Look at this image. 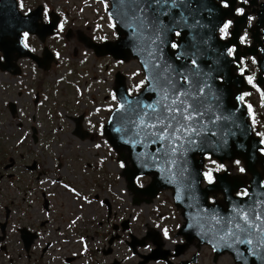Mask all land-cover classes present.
<instances>
[{
    "label": "flooded vegetation",
    "instance_id": "1",
    "mask_svg": "<svg viewBox=\"0 0 264 264\" xmlns=\"http://www.w3.org/2000/svg\"><path fill=\"white\" fill-rule=\"evenodd\" d=\"M193 2L194 28L202 32L197 43L206 49L208 35L215 30L218 41L226 46L238 84L232 90L245 107L253 136H260L264 128L255 116L263 120L259 111L264 93L257 81L258 59L264 53V0H226L228 8L223 7L225 0ZM109 8V0H0V126L8 115L17 130L29 131L32 149L41 143L38 129L45 123L38 115L44 114V120L49 117L47 123L53 125V113L44 107L40 88L61 64V50H70L69 40L76 43L74 54L78 48L96 62L107 60L102 69L112 87L104 97L109 105L105 123L118 104L113 99L117 75L124 78L126 91L134 94L121 69L131 61L99 56L87 45L116 40L115 27L111 26L112 36L102 37L96 23L105 15L109 25H115ZM241 8L244 15L237 14ZM165 12L166 5H161L160 15L164 17ZM229 20L232 25L225 37L219 29ZM176 32L172 44L182 36ZM85 79L82 84L87 89L95 77ZM89 99L93 111L99 108L100 100L90 94ZM86 117V112L70 116L73 135L78 124L90 136L87 130H93L94 124ZM25 139L26 134L17 142ZM21 152L17 146L10 155L0 152V264H264V231L253 228L243 237L251 238V245L233 243L234 238L227 235L229 230L236 231V223L245 226L243 202L251 190L252 175L262 176L264 184L263 172H241V161L206 171L211 159L205 157L200 186L189 182L175 197L172 189H164L150 199L143 193L150 176L138 178L132 187L121 171L119 185L110 187L112 176L102 173L97 164L83 171L89 175L88 182L80 186L77 176L62 174L61 158L47 164L34 152ZM101 190H108L110 196L101 198ZM72 205L78 211H70Z\"/></svg>",
    "mask_w": 264,
    "mask_h": 264
},
{
    "label": "water",
    "instance_id": "2",
    "mask_svg": "<svg viewBox=\"0 0 264 264\" xmlns=\"http://www.w3.org/2000/svg\"><path fill=\"white\" fill-rule=\"evenodd\" d=\"M109 2L111 7L107 13L116 25L117 40L87 45L99 56L109 55L122 61L136 60L146 83L140 92L129 96L124 78L117 75L114 91L118 107L112 111L103 127L107 142L118 154V161L128 160L129 164L126 162L123 172L129 186H134L137 177L151 175L152 181L147 186V193L151 197L164 188H172L176 192L178 188L186 187L188 181L198 187L205 155L219 163L241 159L246 172L261 170L264 175V154L259 152L264 148L261 140L252 135L245 108L232 90L233 86L238 89V84L232 75L233 68L227 57V48L218 41L214 30L208 35L206 49H201L197 41L202 32L196 31L193 24V0H177L175 6L166 5L164 17L159 13L161 5H154L153 9L140 13L137 11L140 0ZM175 31L182 36L176 50H173ZM232 34L235 39L238 32ZM258 68L260 77L257 84L264 92V53L258 59ZM157 73L160 74L159 80L153 79ZM169 77L175 90L163 83ZM165 88L168 95L166 103L180 96V99L198 107L203 115H197L193 121L186 122L190 128H195V132L177 133L179 140L151 143L152 137H146L143 131L139 136L136 135L140 130L137 126L140 125L143 111L150 110L141 108L137 114L136 111H129L128 105L124 108H120V105L124 96L130 100H140L143 104L155 103L165 95ZM181 93H187V96ZM143 119L145 123L154 122L148 117ZM118 128L121 131H116ZM74 135L80 139L87 137L78 124ZM189 137L195 139L196 143L189 145ZM173 147L177 149L175 152L172 151ZM244 209L247 212L244 216L253 220L257 226H264V190L258 174L253 175L250 197L244 203ZM257 216L259 219H256ZM215 225L216 222L213 223Z\"/></svg>",
    "mask_w": 264,
    "mask_h": 264
},
{
    "label": "rangeland",
    "instance_id": "3",
    "mask_svg": "<svg viewBox=\"0 0 264 264\" xmlns=\"http://www.w3.org/2000/svg\"><path fill=\"white\" fill-rule=\"evenodd\" d=\"M96 23L102 31V37L113 35L107 16L104 15L97 19ZM69 44L70 50L67 53L65 50H61L60 58L62 62L55 67L51 77L47 80L48 84L40 88L44 103H46L44 107L50 108V113H53L52 127L50 123H47L49 117L44 120V114L38 115V119L41 118V121L45 123L39 125L38 134L41 138L39 141L41 143L37 145V150H34L28 136L29 131L27 129V131L17 130L15 123L9 120L8 115H5L0 126V152L6 153V156L10 155L17 146V150L22 151L21 153L26 151L34 152L36 157L47 164L61 158L63 164L62 174L65 176H77L80 186L88 182L89 175L83 171L92 170L94 166L96 167L99 166L97 164H100V171L111 175L113 178L114 184L110 180V187H117L118 183H120L119 177L123 168L120 167L121 163L118 162L116 153L108 145L100 129L105 123L109 107L104 97L106 93L110 92L112 87V83L108 80L109 74L102 69L107 60L96 62L89 58L88 54H80V49L78 48H76L77 53L74 54L75 49L73 48L76 47V43H71V40H69ZM121 69L128 76L130 88H138L137 85H141L143 74L136 61L125 63ZM87 75L95 77L94 80H90L89 85V88L93 89H86L82 84L86 81L85 77ZM36 77L35 81H38L39 77ZM80 78L83 81H79L78 79ZM3 84L7 83L3 82ZM85 86L87 87V84ZM89 94L96 100H100L99 108L95 111L92 110L94 105L90 104ZM263 102L264 95L260 99L261 111H259L264 118ZM85 107L88 108L85 109ZM81 112H86V121L94 124L93 130H87L90 133L88 139L84 137L83 140L72 134L74 123L72 124L70 121V116H76L77 113ZM57 119L59 120L57 121ZM58 126H61V128H58ZM25 134L27 139L23 140V142H17ZM74 161H77V165L74 164ZM216 165L215 161H211L207 163L205 169L206 171H211ZM110 193L113 192L110 190ZM99 194L101 198L110 196L108 190H101ZM73 210L78 211L76 205L70 206V211ZM90 211L91 208L87 207L86 213H90Z\"/></svg>",
    "mask_w": 264,
    "mask_h": 264
},
{
    "label": "snow or ice",
    "instance_id": "4",
    "mask_svg": "<svg viewBox=\"0 0 264 264\" xmlns=\"http://www.w3.org/2000/svg\"><path fill=\"white\" fill-rule=\"evenodd\" d=\"M247 2V0H245ZM171 4L175 6L177 4V0H140V3L137 4V11L140 13H145L148 10L153 9L154 5H168ZM223 7L228 8L229 4L226 2H223ZM135 14V13H134ZM237 14L244 15V10L238 9ZM142 24V20H141ZM232 21L229 20L223 24V26L219 29V31L223 34V36H228L229 32L228 29L231 27ZM112 27H115V25H110ZM63 24L59 25L60 30H63ZM176 35L179 36L180 33L176 32ZM243 39V38H242ZM25 40H27V33H25ZM27 43H25V47H27ZM178 45L176 43L172 44L173 48H176ZM232 49L229 50L228 54H232ZM195 63V61H193ZM154 67H159V65H154ZM177 75H180L179 72H177ZM153 79H160V74L157 73L156 76L153 77ZM184 79H187V77H184ZM144 82L141 81V85ZM165 85L170 86L173 90H175V85L172 83L171 78L164 80L163 82ZM249 83H252L251 79H249ZM141 85H137L139 88ZM153 91L155 89H152ZM165 95L161 97V99H158L155 103H147L143 104L140 100H130L128 99V96L123 97V102L120 105V108H124L125 105L129 106V111H136L137 114H139V110L141 108L147 109L150 111H143V116L140 119V125L137 127L140 129L136 132V135L139 136L141 134V131L144 132V135L146 137L150 136L152 137L151 143H157L161 141L166 140H179L180 136L177 135V133L182 132H195L194 127H189L188 123L189 121H193L195 116L199 115L202 116L203 113L199 112L198 107H196L194 104L187 103L186 100L180 99V96H175L174 99L171 100L170 103H166L168 101V95H167V88L164 89ZM202 91V90H201ZM129 96L131 93L128 94ZM181 95L187 96V93H181ZM113 99H116L115 96H113ZM243 99V97H241ZM143 117H148L149 119L153 120V123H145ZM151 129H157L156 131H151ZM147 130V131H145ZM116 131H121V129H116ZM198 134V133H197ZM126 143L128 141H125ZM187 143L189 145H193L196 143V140L189 137L187 140ZM99 147V145H97ZM163 147V145H162ZM177 149L175 147L172 148V151L175 152ZM120 167H125L124 163L120 164ZM241 172L244 171L243 168L240 169ZM207 179L209 183H212V175L211 173L207 174ZM245 221V226L241 227L239 223H236L234 225V228L236 231L229 230L227 232V235L229 237L234 238L233 243H240V244H248L251 245L253 243V240L251 238L245 239L243 238L245 235L251 234V229L257 228L260 231H264V229H259L258 226L249 223L248 217H243ZM256 219H259V216L256 217ZM164 235L167 236V230H165ZM223 239V237H221ZM231 246V245H230Z\"/></svg>",
    "mask_w": 264,
    "mask_h": 264
}]
</instances>
